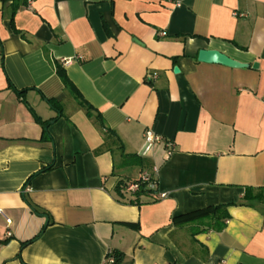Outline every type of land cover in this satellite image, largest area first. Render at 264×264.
<instances>
[{
	"label": "crops",
	"instance_id": "1",
	"mask_svg": "<svg viewBox=\"0 0 264 264\" xmlns=\"http://www.w3.org/2000/svg\"><path fill=\"white\" fill-rule=\"evenodd\" d=\"M10 6L0 264H104L112 251L122 264H264V0H28L21 34ZM207 49L247 67L199 62ZM147 130L174 144L169 159ZM144 173L157 193L117 194Z\"/></svg>",
	"mask_w": 264,
	"mask_h": 264
},
{
	"label": "trees",
	"instance_id": "2",
	"mask_svg": "<svg viewBox=\"0 0 264 264\" xmlns=\"http://www.w3.org/2000/svg\"><path fill=\"white\" fill-rule=\"evenodd\" d=\"M3 5L5 4H8V3H11V26L13 28V31L16 33V34H21L14 26V19H15V15L17 14L16 12H18V10L21 8V7H25L28 5V0H1ZM24 36V35H23ZM57 74L58 76L61 78L60 80H62L63 84L65 85V88L67 89V91L71 92V94H73L74 96L77 97V99L79 100V103L82 107H84L86 110H87V113L89 116H91V111H92V108L91 106H89L86 102H84L80 97V94L77 93V89L75 88V86L72 84V81L68 80V76H67V73L66 71L60 67V66H57ZM26 91H22L19 95L20 97L24 96ZM49 105L51 106V108L57 110L58 112H61V109H60V105L57 104L56 102L54 101H49ZM32 114L36 120V122L38 124H40L41 126L45 128H47V126L49 125V122H43L35 113L34 111H32ZM45 134H47L48 136V131H45ZM45 170H49L48 168L45 169ZM153 182H155L157 184V181H154L152 180ZM151 181V182H152ZM139 184V190L137 192H135L133 195L136 196V200L135 201H131L130 204H139L138 200L141 198V197H145V196H150V195H153L155 193H157V189L155 190H152L149 188V184L150 183H144L140 180L138 181H131L129 179H124V180H121L118 182L117 184V188H116V192L118 195L121 196V192L122 190H126V187L127 185H131V184ZM227 206H220V207H216V208H212L214 214L218 213L220 210H223V209H226ZM33 210L38 214V215H43L45 217H47L49 219V215L47 213H40L38 212L37 210H35L33 208ZM201 212V211H200ZM203 212H201L202 214ZM226 217V216H225ZM37 238H35L34 240L30 241V242H27L25 243L23 246H27L29 244H31L32 242H34ZM108 255L112 256L115 260L114 264H122L123 263V260H124V254L123 253H119L118 251H112L110 252ZM107 255V256H108Z\"/></svg>",
	"mask_w": 264,
	"mask_h": 264
},
{
	"label": "built area",
	"instance_id": "3",
	"mask_svg": "<svg viewBox=\"0 0 264 264\" xmlns=\"http://www.w3.org/2000/svg\"><path fill=\"white\" fill-rule=\"evenodd\" d=\"M170 1H175V0H170ZM176 6H181L180 3H176ZM163 36H166L165 33H162ZM74 62V59H67V60H63V64L65 66L71 65ZM157 79L156 74L153 75H149L147 80L148 81H153ZM145 140L148 144L154 145V144H160L163 145L166 149V159H169V157H171L172 152L174 151V144H172V142L165 140L162 136L156 134L154 131L152 130H147L145 132ZM157 172V169L155 170ZM141 181L144 183H150L149 184V188L152 190H155L157 188V184L155 182H153V176L148 174V173H144L141 176ZM152 181V182H151ZM156 181V180H154ZM139 190V184H129L126 187V192L130 193V194H134L135 192H137ZM167 195L166 194H160L158 196V198L160 199H164L166 198ZM2 213V210L0 209V214ZM107 258L104 261V264H114L115 260L112 256L108 255L106 256Z\"/></svg>",
	"mask_w": 264,
	"mask_h": 264
},
{
	"label": "water",
	"instance_id": "4",
	"mask_svg": "<svg viewBox=\"0 0 264 264\" xmlns=\"http://www.w3.org/2000/svg\"><path fill=\"white\" fill-rule=\"evenodd\" d=\"M198 61L201 63H207V64H218V65H223L226 67H231V68H246L247 65L241 64L236 62V60H232L228 56L218 52V51H213V50H202L199 52L198 55ZM254 70L259 69V64L255 63L253 65ZM178 69H175V73H178Z\"/></svg>",
	"mask_w": 264,
	"mask_h": 264
}]
</instances>
